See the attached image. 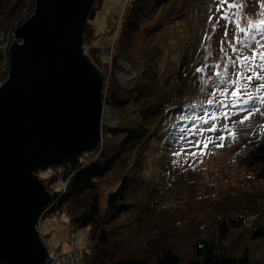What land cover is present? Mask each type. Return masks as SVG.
<instances>
[{"label": "trees", "instance_id": "16d2710c", "mask_svg": "<svg viewBox=\"0 0 264 264\" xmlns=\"http://www.w3.org/2000/svg\"><path fill=\"white\" fill-rule=\"evenodd\" d=\"M203 1L128 0L117 17L119 27L113 28L116 42L111 58L101 44L92 45L105 36L96 35L90 22L101 2L95 1L84 32V49L104 73V105L115 111L120 122L102 128L97 151L77 162L37 172L53 195L42 219L65 215L75 230L87 228V242L81 247L87 264H262L254 258L251 245L264 243V211L253 223L247 221L249 208L256 203L244 209L234 208V201H213L207 207L216 211L214 229L195 227L186 240L189 251L170 240L147 241L145 253L120 244L123 229L134 220H127L133 206L139 208L133 215L143 218L141 211L148 203L142 199L143 178L150 169L169 168L164 150L174 130L170 133L168 128L178 122L184 109H191L187 104L201 105L200 85L186 71V64L197 44L196 18ZM35 2L0 0V32L14 33L32 15ZM9 52V48L0 50V70L6 60L9 67ZM109 59L113 67L120 59L129 64L126 73L132 78L124 85L112 74L107 78ZM234 232L240 234L236 248L230 244Z\"/></svg>", "mask_w": 264, "mask_h": 264}, {"label": "rangeland", "instance_id": "374dc122", "mask_svg": "<svg viewBox=\"0 0 264 264\" xmlns=\"http://www.w3.org/2000/svg\"><path fill=\"white\" fill-rule=\"evenodd\" d=\"M127 2L101 0L95 18L90 20L96 35H104L109 24L117 26V17ZM240 28L249 35L256 34L258 40L264 35V0L203 1L202 12L196 18L197 44L186 64V71L200 85L202 102L200 106L187 104L191 109H184L187 111L178 122L168 128L170 133L174 130L164 150L169 168L150 169L143 178L142 199L148 203L141 211L142 219L133 215L139 210L133 206L127 220H134L123 229L122 246L145 253L147 241L160 239L173 241L180 250L189 251L186 240L195 227L206 225L208 231L214 229L216 211L207 207L213 201H234V208L244 209L256 203L249 208V224L264 211V42L242 47V42H252L246 41ZM113 36V33L104 36V43L101 37L92 45L101 44L109 54L112 49L113 55L116 42ZM13 43L14 33L1 30L0 50L10 51ZM6 61L0 70V87L9 76L10 65L7 68ZM129 68L120 59L117 67L110 62L109 70L104 71L107 78L112 74L124 85L132 78L126 73ZM210 100L213 102L208 103ZM119 122L115 111L105 106L102 128ZM68 224L65 215H47L40 220V231L47 236L50 250L59 254L68 250ZM87 230L76 229L81 247L87 242ZM239 235L233 233L230 243L233 248ZM251 250L254 258L264 264V243L252 244Z\"/></svg>", "mask_w": 264, "mask_h": 264}, {"label": "water", "instance_id": "95a60500", "mask_svg": "<svg viewBox=\"0 0 264 264\" xmlns=\"http://www.w3.org/2000/svg\"><path fill=\"white\" fill-rule=\"evenodd\" d=\"M95 1L36 0L14 32L0 87V264H46L37 225L53 195L37 172L102 144L105 76L84 50Z\"/></svg>", "mask_w": 264, "mask_h": 264}, {"label": "built area", "instance_id": "2783aa9c", "mask_svg": "<svg viewBox=\"0 0 264 264\" xmlns=\"http://www.w3.org/2000/svg\"><path fill=\"white\" fill-rule=\"evenodd\" d=\"M107 15L110 16V11H107ZM119 24H120V22H119ZM117 27H119V26H117ZM113 28L114 27H112L109 24V26L107 27L105 36L110 35V34L112 35V33L114 32ZM102 40L104 43V41L106 40V37H103ZM105 44H107V43H105ZM104 48L106 51H108V49H106V47H104ZM110 53H111L110 54V58H111L112 57V49H111ZM62 186H63V188H66V183H62ZM39 223H40V221H39ZM39 223H38V230L42 236L44 243L48 247L47 241L44 239V236L40 231ZM69 229H70L69 230L70 232H69V236H68V250L64 253L59 254L54 250H50L48 247L49 259L47 260L46 264H87L86 260H85V255H84L83 250H82L81 245H80V240L76 235V230L71 225H69Z\"/></svg>", "mask_w": 264, "mask_h": 264}, {"label": "snow or ice", "instance_id": "6c2138e0", "mask_svg": "<svg viewBox=\"0 0 264 264\" xmlns=\"http://www.w3.org/2000/svg\"><path fill=\"white\" fill-rule=\"evenodd\" d=\"M222 19H224V17H221ZM252 26L250 25V28ZM240 32L244 33L245 37H246V41L252 42V43H248V42H242V47L244 48H248V47H255L257 44H261L262 42H264V35L260 36V39H257V35L256 34H251L249 35L248 32L245 31L244 28H240ZM225 35H227V31H225ZM253 59L255 58V56L253 55L252 57ZM245 59L247 60L248 57H245ZM197 71H199V69H197ZM237 93H233V95H236ZM250 100L252 99L251 97L249 98ZM213 101H208V103H212ZM249 101H244V103H248ZM205 148H207V143L205 144Z\"/></svg>", "mask_w": 264, "mask_h": 264}]
</instances>
